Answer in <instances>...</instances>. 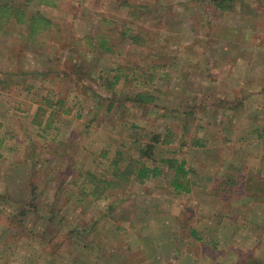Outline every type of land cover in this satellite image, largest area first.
Here are the masks:
<instances>
[{"label":"rangeland","instance_id":"obj_1","mask_svg":"<svg viewBox=\"0 0 264 264\" xmlns=\"http://www.w3.org/2000/svg\"><path fill=\"white\" fill-rule=\"evenodd\" d=\"M15 2L54 23L0 24V264H264V0Z\"/></svg>","mask_w":264,"mask_h":264},{"label":"trees","instance_id":"obj_2","mask_svg":"<svg viewBox=\"0 0 264 264\" xmlns=\"http://www.w3.org/2000/svg\"><path fill=\"white\" fill-rule=\"evenodd\" d=\"M23 1H25L26 3H31L32 1L33 2L35 1L36 4L54 5L55 3H57L58 0H23ZM124 1L126 2L127 0H124ZM210 1L217 9L224 11V12L233 10L237 3L236 2L237 0H210ZM10 19L16 20V22L18 21L20 23H24L26 25L25 32H26V36H28L29 39L36 38L37 33L45 31L49 28L51 29L53 27L51 25L54 23V21L52 22L51 18L47 17L44 14V12H42L41 10L37 9L36 12L34 13H31L30 11L27 13L26 9L19 7L16 4L15 0L13 1L12 0H0V24L6 23ZM125 33L127 32L125 31ZM123 34H124V31H123ZM126 36L130 37L134 41L138 40L141 37L137 32H133V33L129 32L126 34ZM85 39L86 40L89 39L88 41L90 40L93 41V37L89 38V36H85ZM97 39H99V47L105 46L106 37L99 35ZM114 78H115V81H109V83H107L108 86L112 87L116 82H118L120 79V75H116ZM132 96H134L133 99L135 101L140 102V103H152L154 100H157V97L154 94L150 93L149 91L139 90L136 93H134L133 91ZM112 106H114V101H111L109 103V108H112ZM159 136L160 135H156L155 137H153L152 141L145 144L148 146L142 151V154H140V156L141 157L144 156V158L142 159L139 158V160L141 161V166L132 167L131 164L122 166L120 157H122L121 155L123 154V152L118 150L116 154L119 155L120 157L119 158L116 157L114 159L113 163L115 167L112 170L116 169V170H119V172L118 173L115 172L114 178H112L111 180H106L105 182H103L104 185L102 186L104 187V191L111 189L118 179H123V181L129 180L131 174H137V177L139 178L140 181L148 179L149 177L158 176L162 172L161 167L156 166L155 164L149 163L148 161H146L145 156L149 158L151 157L150 153L151 151H153L151 149H153V145H156V143L158 142ZM159 161H161L162 163L168 162L171 168L176 167L177 168L176 175H180V174L186 175L187 173V171L183 168L184 161H181L180 163H178L179 161H177L176 159L167 158V157H161L159 158ZM117 165L119 166V168L117 167ZM88 176H89L87 177L88 180L84 183L83 186L86 187L87 184H95L94 185L95 188L99 189V186L97 184L100 183V181L97 182L98 180L97 177L94 176L93 174H89ZM116 177H118V179H116ZM77 180L78 179H74L72 183L76 184ZM173 184L175 188L185 189V186L181 182L177 181V178H174ZM93 192L97 193V190H93ZM32 204H33L32 202H24V206H21L20 214L24 217L28 216L29 213L33 209ZM34 207H35V210H37L35 212L37 215H42V217H45L47 219L49 218L53 219L50 214H48L46 217L45 214L47 213H41L40 212L41 209L39 208L37 204H35ZM52 209L53 207H51V210ZM87 230L90 231L88 224L83 225L82 223H80L77 226L71 225L70 228L68 227L67 236L73 237L78 231V233H80L84 237L83 233H86ZM17 249L18 247H15L14 249L11 250V252L13 253ZM85 249H86V245L85 247L82 246V249H80V251L84 253Z\"/></svg>","mask_w":264,"mask_h":264}]
</instances>
